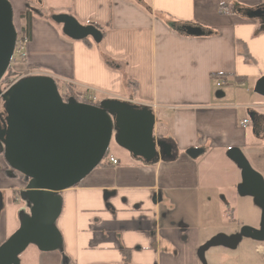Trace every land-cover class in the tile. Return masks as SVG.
I'll use <instances>...</instances> for the list:
<instances>
[{"label":"crops","instance_id":"crops-1","mask_svg":"<svg viewBox=\"0 0 264 264\" xmlns=\"http://www.w3.org/2000/svg\"><path fill=\"white\" fill-rule=\"evenodd\" d=\"M8 1L19 28L25 26L21 14L35 10L19 73L39 71L63 91L73 85L77 94L94 89L100 102L155 105L154 136L171 146V157L159 154L150 163L116 142L109 146L99 165L57 193L61 246L38 250V264H220L217 251L236 257L225 247L204 252L202 262L198 249L217 234L239 232L212 229L216 196L208 194L226 190L234 201L241 182L227 150L240 149L264 179V97L251 90L264 76V18L246 16L264 0ZM61 13L95 26L101 40L64 35L51 19ZM182 26L204 34L188 35ZM220 80L225 83L217 86ZM243 119L249 120L244 126ZM188 148L204 151L193 159ZM26 186L27 178L9 168L0 150V244L29 213L30 203L14 206ZM242 197L256 212L250 221L258 228L260 207ZM248 239L251 262L243 264H264V241ZM19 259L29 264L28 255Z\"/></svg>","mask_w":264,"mask_h":264},{"label":"water","instance_id":"water-1","mask_svg":"<svg viewBox=\"0 0 264 264\" xmlns=\"http://www.w3.org/2000/svg\"><path fill=\"white\" fill-rule=\"evenodd\" d=\"M248 18L263 19L264 5L246 11ZM51 19L62 25L64 35L72 39L102 38L93 25H82L68 14H54ZM188 35H203L199 27L182 26ZM16 27L11 4L0 0V80L12 60ZM254 92L264 97V76L254 85ZM0 146L9 168L27 178L22 193L30 203L29 213L19 227L0 244V264H19V255L29 244L49 252L61 246L55 226L62 200L57 194L77 184L100 164L114 133L116 144L133 157L150 163L160 155L171 157V146L154 136L155 116L152 109L119 99H105L98 105L74 98L63 100L56 81L48 75H34L12 83L2 95ZM249 119L254 122V113ZM2 151V150H1ZM202 148H188L185 153L197 158ZM227 157L240 169V196H250L260 207L259 226L244 225L233 236L217 234L198 249L210 246L233 249L241 237L264 241V179L254 170L240 149L232 147Z\"/></svg>","mask_w":264,"mask_h":264},{"label":"rangeland","instance_id":"rangeland-1","mask_svg":"<svg viewBox=\"0 0 264 264\" xmlns=\"http://www.w3.org/2000/svg\"><path fill=\"white\" fill-rule=\"evenodd\" d=\"M44 11L48 12L49 10L46 9ZM14 25L16 28L18 27L15 22H14ZM21 69H22L21 62L20 61H14V59L12 58L8 69L5 71L2 79L0 80V89H4L5 87H8L9 85L14 83L15 81H17L21 78H24V76H20V74H19ZM58 87H59L60 92L62 93L63 89L61 87V84L58 83ZM251 90L253 92V88ZM1 103L2 102L0 101V113L2 116H4V113L2 112L3 110H2ZM114 133H113L112 140L110 142L111 145H109V146H111L110 148H112V146L115 142L114 141ZM117 146H119V145H117ZM119 147L122 148L121 146H119ZM0 150H2V152H3L4 151L3 147L0 146ZM123 150H126V149L123 148ZM109 151H110V149L107 151L104 158L107 157ZM123 152H125V151H123ZM104 158L102 159V161L104 160ZM250 164H251V162H250ZM251 167L254 168V166L252 164H251ZM208 195L210 197L216 196L214 198L215 202L212 205L215 209V214L211 213L212 220L215 219V221L212 222V229L214 232L218 233L219 231L228 230V229H236L237 231H239V229L244 225L252 226L251 225L252 223L250 220L252 218L256 219V212L253 211V207H252L251 203L248 201H247V203L245 201H243V199H242L243 197L240 196L238 193H236V195H235V198L237 200L234 199V201H233V199L229 198L226 190H221L219 193H216V192L209 193ZM20 196L21 195H18V197L20 198L19 199L20 201L15 202L14 206L16 208H17V206L18 207L19 206L20 207L25 206V208H26V206H27V204H29V202H28L26 197H23V196L20 197ZM205 221H207V218L204 216V219L202 220V225H204ZM247 222H249V223H247ZM258 226H259V224H258ZM252 227H254V226H252ZM249 240L250 239H248L246 237H242L234 249H227L226 252H228L231 255H234L236 257H230V256L222 257V254H220V252L217 251V253H216V256L218 258L217 262H219L220 264H243V263L251 262V260H248V258H247L248 253H249V250H248L249 249L248 248V242H250ZM217 248H219V249H217ZM223 248H225V247H223L221 245H219V247H218V245L210 246L207 248L208 251L207 250L205 251V255H206V253L209 254V252H211V251L216 252V250H224ZM38 250L39 249L34 244H29L26 247V249L22 253H20L19 258L21 256L22 259H24V257L28 255V263L29 264H38L39 263V258L37 256V254L39 253ZM19 261L21 263V259H19ZM21 264H25V263L22 262Z\"/></svg>","mask_w":264,"mask_h":264},{"label":"built area","instance_id":"built-area-1","mask_svg":"<svg viewBox=\"0 0 264 264\" xmlns=\"http://www.w3.org/2000/svg\"><path fill=\"white\" fill-rule=\"evenodd\" d=\"M224 12H228V9H224ZM29 37L26 34V32L22 29V28H16V39H15V44H14V49H13V56L12 58L14 59V61L17 60H23L25 57V46L28 43ZM15 57V58H14ZM39 71H32V70H27L25 72L19 73L20 76H34V75H39ZM225 82L222 80L218 81L216 83L217 86H220L221 84H224ZM10 86V85H9ZM8 87H5L4 89H0V101H2V95L8 90ZM87 91L83 92V93H78V95L80 97H84L86 100H90V101H96L97 97H96V93L94 89H86ZM129 103H132L129 100H125ZM135 104V103H132ZM140 107H148L150 109H152L153 112H155V105L150 106L149 104H136ZM249 122L248 119H243L241 121V125H246ZM108 160L112 163V164H117L118 163V159H116L113 156H109Z\"/></svg>","mask_w":264,"mask_h":264},{"label":"trees","instance_id":"trees-1","mask_svg":"<svg viewBox=\"0 0 264 264\" xmlns=\"http://www.w3.org/2000/svg\"><path fill=\"white\" fill-rule=\"evenodd\" d=\"M34 11L33 10H27V11L23 12L20 16L22 19L25 20V26L22 29L26 32L27 35H29V21L31 19L32 13H35ZM56 84L58 86V82H56ZM58 90H59V87H58ZM59 92H60V90H59ZM60 94H61L63 100H68L69 98H74L77 101L85 102V103H89V104H94V105H98L100 103V101L98 99L96 101H90V100H86L84 97H80L77 94V92L75 91L74 86L71 84H65V89L62 93L60 92Z\"/></svg>","mask_w":264,"mask_h":264}]
</instances>
